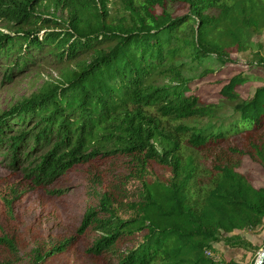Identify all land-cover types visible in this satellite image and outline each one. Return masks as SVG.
<instances>
[{"label": "trees", "instance_id": "1", "mask_svg": "<svg viewBox=\"0 0 264 264\" xmlns=\"http://www.w3.org/2000/svg\"><path fill=\"white\" fill-rule=\"evenodd\" d=\"M110 1L0 0V26L15 31L0 34L6 80L39 63L62 75L12 110L0 157L16 167L41 153L23 170L40 182L96 157L129 163L122 187L88 204L76 236L38 250L32 264H217L207 253L231 245L224 234L264 224V187L239 166L247 158L264 170V81L232 68L264 33V0H120L121 18ZM254 65L264 69V53ZM214 86L218 100L207 102ZM236 247L258 262L261 249ZM0 253V264H16L13 239L0 237Z\"/></svg>", "mask_w": 264, "mask_h": 264}, {"label": "rangeland", "instance_id": "2", "mask_svg": "<svg viewBox=\"0 0 264 264\" xmlns=\"http://www.w3.org/2000/svg\"><path fill=\"white\" fill-rule=\"evenodd\" d=\"M108 10L113 17L121 18L123 4L120 0H111ZM46 12L64 22L68 20V13L61 9L52 7ZM14 32L13 29L0 26V34ZM258 52L264 53V33L252 39L248 52L234 56L236 63L232 66L235 73H245L257 86L264 81V69L249 64L254 62V55ZM84 59L90 61L91 57L86 56ZM38 65L42 67H33V71L24 76L15 74L11 81L6 80L3 69H0V126L12 118L10 114L17 105L61 81L60 67L44 63ZM217 89L216 86L206 89L208 92L203 98L207 102L217 101ZM17 126V123L12 124L7 133L18 130ZM172 126L176 124L173 123ZM7 148L0 149V155L6 154ZM23 150L26 151H22V156L26 157L31 152V145ZM32 156L29 162L20 158L16 167L12 166L13 158L0 157V237L15 241L19 250L16 264H32L38 250L76 236L88 204H99L101 192L117 186L122 187V182L130 175L128 159L121 156L111 159L96 157L93 162L78 166L53 181L40 182L34 175L29 176L30 173L23 171L30 168L31 162L39 160L41 153H34ZM37 164H41V161ZM35 166L37 165L32 168ZM239 166L241 172L253 175L256 186L264 187V170L261 167L247 158ZM224 237L231 245L226 242L215 244L208 250L207 255L210 254L208 256L217 264H226L229 261L251 264L252 253L236 246L242 241L248 242L261 249V253L264 248V224L256 229L224 234ZM6 256L0 253V261L5 262L8 258ZM52 264H67V260H56ZM85 264L94 263L88 261Z\"/></svg>", "mask_w": 264, "mask_h": 264}, {"label": "water", "instance_id": "3", "mask_svg": "<svg viewBox=\"0 0 264 264\" xmlns=\"http://www.w3.org/2000/svg\"><path fill=\"white\" fill-rule=\"evenodd\" d=\"M263 259H264V251L261 252L259 260H258V262L256 264H262Z\"/></svg>", "mask_w": 264, "mask_h": 264}, {"label": "built area", "instance_id": "4", "mask_svg": "<svg viewBox=\"0 0 264 264\" xmlns=\"http://www.w3.org/2000/svg\"><path fill=\"white\" fill-rule=\"evenodd\" d=\"M208 255H210V254H208ZM211 256V255H210Z\"/></svg>", "mask_w": 264, "mask_h": 264}]
</instances>
